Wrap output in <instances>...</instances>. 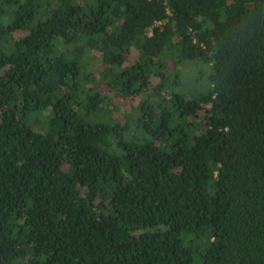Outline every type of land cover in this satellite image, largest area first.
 Listing matches in <instances>:
<instances>
[{"label": "trees", "instance_id": "obj_1", "mask_svg": "<svg viewBox=\"0 0 264 264\" xmlns=\"http://www.w3.org/2000/svg\"><path fill=\"white\" fill-rule=\"evenodd\" d=\"M0 264H264V0H0Z\"/></svg>", "mask_w": 264, "mask_h": 264}, {"label": "rangeland", "instance_id": "obj_2", "mask_svg": "<svg viewBox=\"0 0 264 264\" xmlns=\"http://www.w3.org/2000/svg\"><path fill=\"white\" fill-rule=\"evenodd\" d=\"M133 102H136V101H133ZM116 115H118V114L116 113Z\"/></svg>", "mask_w": 264, "mask_h": 264}]
</instances>
